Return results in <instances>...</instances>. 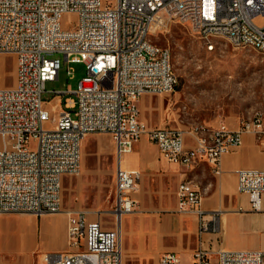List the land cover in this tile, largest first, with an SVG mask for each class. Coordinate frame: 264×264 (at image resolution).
<instances>
[{
    "label": "built area",
    "instance_id": "obj_1",
    "mask_svg": "<svg viewBox=\"0 0 264 264\" xmlns=\"http://www.w3.org/2000/svg\"><path fill=\"white\" fill-rule=\"evenodd\" d=\"M68 15L74 19L65 23ZM257 18H264V0H0V214L66 215V250L42 253L40 264H122L120 220L136 209L141 172L123 169L121 159L142 136L166 161L205 162L213 174L244 133L264 150L263 111L235 129L223 122L179 128L149 127L137 107L143 94L171 93L178 84L169 48L154 41L157 33L187 22L207 49L216 35L232 36L237 48L246 42L264 47V22ZM4 56L14 66L10 86L1 80ZM71 63L86 70L76 87L52 90L53 99H44L46 82L59 78L62 64L71 74ZM95 132L110 134L114 143V198L105 211L112 228L102 226V211L90 220L89 210L62 207V178L80 173L82 141ZM195 133L203 141H195ZM236 177L251 209L262 210L264 170L238 169ZM199 192L189 180L176 188L178 210L197 215L200 235L213 226ZM192 258L193 264H264V251L220 249L213 256L199 246ZM158 264L181 259L165 251Z\"/></svg>",
    "mask_w": 264,
    "mask_h": 264
},
{
    "label": "crops",
    "instance_id": "obj_2",
    "mask_svg": "<svg viewBox=\"0 0 264 264\" xmlns=\"http://www.w3.org/2000/svg\"><path fill=\"white\" fill-rule=\"evenodd\" d=\"M145 95L153 94H143L138 99L139 119L149 127H157L144 115L150 98ZM216 119L203 123L215 127L223 122L229 129H235L241 118ZM185 142L188 146L193 143L190 136H185ZM121 167L141 172L135 197L141 211L125 214L120 220L122 264H158L165 251L177 253L181 264H193V253L199 246L213 256L220 249L264 251V196L262 210H253L247 194L238 192L236 187V170H264V150L257 146L253 134L244 133L241 146L221 156L219 174H213L205 162L183 166L166 161L158 156L157 146L146 136L122 156ZM66 177L70 176H63L62 186ZM181 180H189L202 191L200 206L213 228L200 235L197 215L178 210L176 188ZM62 207L89 210L88 218H97V210L66 208L63 200ZM100 220L104 228L113 227L110 215L101 213ZM136 245L140 249H134ZM66 248L63 212L0 214V264H40L42 253Z\"/></svg>",
    "mask_w": 264,
    "mask_h": 264
},
{
    "label": "rangeland",
    "instance_id": "obj_3",
    "mask_svg": "<svg viewBox=\"0 0 264 264\" xmlns=\"http://www.w3.org/2000/svg\"><path fill=\"white\" fill-rule=\"evenodd\" d=\"M73 19L74 16L68 15L64 21ZM256 21L264 22V18ZM215 40L216 47L207 49L187 22L175 21L167 31L156 34L154 41L170 50L178 84L171 93L145 95L150 98L146 101L148 108L147 111L144 109V115L153 123L186 128L195 122L226 116L244 118L256 111L264 112V54L251 48L234 47L224 38ZM9 58L1 59V80L5 86L14 84V66ZM69 66L71 74L67 73V65L62 64L59 78L46 82L44 99H53L52 90L75 88L86 73L83 63ZM66 95L69 94L62 95V99ZM114 152V143L106 132L90 133L84 138L80 173L63 181L64 207L88 208L103 213L110 208L114 198ZM140 211L138 201L133 213ZM134 249H140V246L136 245Z\"/></svg>",
    "mask_w": 264,
    "mask_h": 264
},
{
    "label": "bare ground",
    "instance_id": "obj_4",
    "mask_svg": "<svg viewBox=\"0 0 264 264\" xmlns=\"http://www.w3.org/2000/svg\"><path fill=\"white\" fill-rule=\"evenodd\" d=\"M216 38H224L226 39L232 46L236 47L235 42H233L232 40V36L230 35H216ZM216 41V40H215ZM215 41H212L209 43V50L215 48ZM215 46V47H214ZM245 48H251L254 49L262 54H264V47L263 46H255V44L253 42H246L245 43ZM262 113V111H256L254 112L252 115L241 118L240 122L241 123H251V120H255L257 115H260ZM262 122H264V114L262 115ZM195 141H203V134L202 133H195ZM189 184H191L189 182ZM201 193L199 192V199H201Z\"/></svg>",
    "mask_w": 264,
    "mask_h": 264
}]
</instances>
